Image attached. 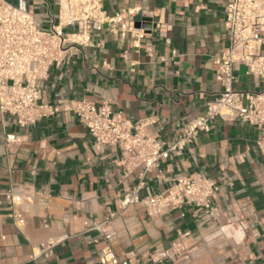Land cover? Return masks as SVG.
<instances>
[{"label": "crops", "instance_id": "obj_1", "mask_svg": "<svg viewBox=\"0 0 264 264\" xmlns=\"http://www.w3.org/2000/svg\"><path fill=\"white\" fill-rule=\"evenodd\" d=\"M31 11L47 29L57 19L56 0H1ZM227 0H102L107 14L140 7L127 17H142L152 27L133 45L107 24L93 28L88 44L70 42L63 60L41 80L47 104L79 98H108L144 131L171 144L179 127L205 111L220 90L214 59L227 46ZM70 32L71 28H66ZM264 54V46L260 48ZM234 88L264 89V76L235 65ZM14 135L12 141L6 135ZM261 131L239 118L216 117L208 132L144 171L121 166L115 146L95 145L73 112L57 111L20 125L0 112V264H99L103 237L85 222L102 221L109 212V245L123 258L136 253L135 264H264V154L256 140ZM200 175L219 185L210 216L192 203L149 214L141 204L119 209L125 190L157 194L178 177ZM21 195L13 206L5 193ZM13 209L21 214L17 225ZM180 234H183L180 238ZM58 240L50 252L31 259L41 242ZM180 240L191 248L189 261L151 263L145 252Z\"/></svg>", "mask_w": 264, "mask_h": 264}, {"label": "built area", "instance_id": "obj_2", "mask_svg": "<svg viewBox=\"0 0 264 264\" xmlns=\"http://www.w3.org/2000/svg\"><path fill=\"white\" fill-rule=\"evenodd\" d=\"M57 19L47 29L38 26L34 14L28 9L8 5L0 0V112L13 115L20 125L34 123L40 118L57 111L73 112L85 125L95 145L115 146L121 153L120 164L126 172L143 165L144 171L156 167L161 158L170 152H178L192 143L201 132H208L216 117L239 118L258 128L261 135L257 147L264 154V89L258 91L234 88L235 65L244 66L253 76H264V0H227L224 12L228 28L227 46L214 59L215 78L221 90L206 102L205 111L184 122L175 140L168 146L148 135L142 124L132 123L120 111H114L108 98L95 101L79 98L50 105L42 100L39 83L48 75L50 66L59 64L70 42L86 45L91 39L93 28L107 24L111 30L125 37H134L133 45L141 46L140 40L147 34L137 29L128 15L142 11L140 7L126 8L107 14L102 0H56ZM66 28H71L66 32ZM14 135H6L12 141ZM217 182L200 175L178 177L157 194L140 196L138 188L125 190L119 199V209L130 204H141L149 214L162 210L179 209L185 203H192L210 216L217 208L211 198L218 190ZM5 197L15 206L21 195L11 191ZM115 215L109 212L102 221L85 222L88 230H94L105 240L98 250L99 264H135L136 253L130 252L121 258L109 245L114 230L108 229L109 219ZM15 225L21 214L13 209ZM183 234H180V238ZM58 240L41 242L31 251V259L46 256ZM147 256L151 263L163 259L175 261L191 259V248L180 240L171 241L161 249L139 254Z\"/></svg>", "mask_w": 264, "mask_h": 264}, {"label": "water", "instance_id": "obj_3", "mask_svg": "<svg viewBox=\"0 0 264 264\" xmlns=\"http://www.w3.org/2000/svg\"><path fill=\"white\" fill-rule=\"evenodd\" d=\"M142 25L147 29L152 27L151 19L149 17H142L139 21L134 22V26Z\"/></svg>", "mask_w": 264, "mask_h": 264}, {"label": "rangeland", "instance_id": "obj_4", "mask_svg": "<svg viewBox=\"0 0 264 264\" xmlns=\"http://www.w3.org/2000/svg\"><path fill=\"white\" fill-rule=\"evenodd\" d=\"M9 1H13V0H9Z\"/></svg>", "mask_w": 264, "mask_h": 264}]
</instances>
